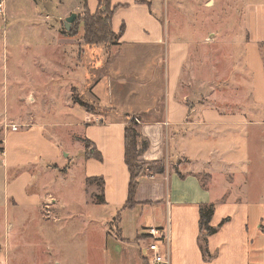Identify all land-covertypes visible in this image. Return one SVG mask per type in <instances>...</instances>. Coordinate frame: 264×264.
Listing matches in <instances>:
<instances>
[{
	"label": "crops",
	"instance_id": "1",
	"mask_svg": "<svg viewBox=\"0 0 264 264\" xmlns=\"http://www.w3.org/2000/svg\"><path fill=\"white\" fill-rule=\"evenodd\" d=\"M246 1L241 6L242 30L231 41L238 47L236 50H242L240 54L251 76L250 96L257 108L252 114L235 108L229 112L223 110L219 104L225 98L216 93L208 98L203 96V103L202 98L192 97V100L185 94L190 45L170 37L169 29L157 21L156 8L162 0H111L113 7H117L112 29L119 37L107 55L112 56L111 50L116 51L124 40L130 39L154 46L152 53H158L157 62L166 64L168 92L164 96L158 92L151 102L153 109L144 108L149 117L143 123L139 121L141 136L149 142V149L140 160L165 161V172L147 173L139 178L136 205L132 209H125L130 183L125 163L126 124L111 122L106 115L84 108L82 120L58 123L55 92L45 90L44 85L21 81L30 91L26 99L32 105L39 102L40 106L22 114L15 113L12 102V106L4 107L5 113H0V264H11L14 259V244L1 234L6 228L13 229L11 214L18 217L36 210L42 217L50 212L56 218L53 212L57 208L58 222V215L65 207L57 190L75 180L81 170L87 195L90 186H99L88 181L103 179L106 203L137 213L129 223L139 225L147 217L137 240L141 236L145 239L151 227L169 230L171 264H264V197L253 198L248 186H237V179H250V172L241 170L249 163L236 158L241 150L237 137L250 131V127L264 131V0ZM87 4L95 14L98 0H87ZM70 10L76 14L80 8ZM203 46L206 47L204 43ZM167 53L168 59L164 56ZM117 87L122 90L123 83L118 82ZM159 104L164 105L161 113ZM37 111L41 114L39 118ZM10 112L13 114L9 115ZM12 125L19 127L18 131H12ZM63 127L75 133L74 153L65 144L66 137L60 130ZM86 140L92 143L89 148ZM94 153L101 159L93 156ZM204 173L212 179L211 183L226 179L221 183L229 186L215 191L213 184L203 183ZM210 204L215 205L211 226L217 228L226 222L209 237L206 255L200 242V207ZM146 255L142 249V264L148 263Z\"/></svg>",
	"mask_w": 264,
	"mask_h": 264
},
{
	"label": "rangeland",
	"instance_id": "2",
	"mask_svg": "<svg viewBox=\"0 0 264 264\" xmlns=\"http://www.w3.org/2000/svg\"><path fill=\"white\" fill-rule=\"evenodd\" d=\"M1 1L5 15H0V113H5L4 107L12 106V102L15 113L25 114L40 106L39 102L32 105L26 99L30 91L23 87L24 81L55 92L58 123L82 120L83 107L74 100L78 97L93 107L94 114L106 115L111 122H125L129 115L140 125V120L143 123L149 117L144 108L153 109L155 95L168 92L166 64L157 62L158 53H152L154 46L128 39L108 56V49L116 43L90 48L79 35L63 34L67 32L66 19L74 13L70 9L79 7L76 14L82 15V1ZM244 2L247 1L162 0L156 8V18L169 29L170 37L190 45L185 94L191 99L202 98L203 103V96L208 98L216 93L225 98L219 104L223 110L235 108L252 114L257 108L250 96L251 76L240 54L242 50H236L238 47L231 41L242 30ZM74 25L71 30L82 31L79 24ZM164 56L168 59V53ZM118 82L123 83L122 90L117 89ZM46 108L51 109L50 104ZM163 109L164 105L159 104V113ZM40 115L37 111L38 118ZM249 129L237 137L241 150L236 158L249 163L241 170L249 171L250 179H237V186H248L253 198L264 197V131L258 132L257 127ZM60 130L70 152H76L75 133L64 127ZM142 164L144 173H148L149 167ZM202 176L203 183L213 184L215 191L229 186L222 184L226 179H213L211 183L205 173ZM83 178V170L78 171L75 180L57 190L65 207L58 222L57 208L53 212L56 218L50 212L42 217L36 210L18 217L11 214L13 229L1 232L2 238L15 246L11 264H142L141 250L146 242L143 236L137 240V235L146 226L147 217L139 225L129 223L137 213L106 201L98 202L95 194H101L99 186H90L87 195Z\"/></svg>",
	"mask_w": 264,
	"mask_h": 264
},
{
	"label": "trees",
	"instance_id": "3",
	"mask_svg": "<svg viewBox=\"0 0 264 264\" xmlns=\"http://www.w3.org/2000/svg\"><path fill=\"white\" fill-rule=\"evenodd\" d=\"M83 2V13L77 17L75 25L79 24L78 28H82V34L75 28L70 31H64L63 34L68 36H80V39L87 47H96L100 45H110L116 43L118 35L113 32L112 20L117 10V7H113L111 0H98L99 8L95 14H92L88 9L87 0ZM74 25V26H75ZM122 32V31H121ZM74 100L88 112L94 113V109L91 105L86 103L80 98H74ZM126 124L125 129V163L130 173L129 183V198L125 205V209H132L136 205V194L139 187V178L144 174V168L142 161L140 160L144 153L149 149V142L142 138L140 133V125L129 115L126 116L124 122ZM92 145L91 142L86 140V146ZM93 156L101 159L98 153H94ZM148 166V173L156 175L163 174L165 172V161L146 163ZM89 183H99L101 187V194L96 195L98 202L105 203L104 197V181L103 179H91ZM215 205H202L200 207V242L203 252L208 253V239L210 236L217 233L219 228L226 222L224 221L219 227L215 228L211 226V221L214 215ZM148 264V263H147Z\"/></svg>",
	"mask_w": 264,
	"mask_h": 264
},
{
	"label": "built area",
	"instance_id": "4",
	"mask_svg": "<svg viewBox=\"0 0 264 264\" xmlns=\"http://www.w3.org/2000/svg\"><path fill=\"white\" fill-rule=\"evenodd\" d=\"M0 15H5L4 1L0 2ZM12 131H18L19 127L12 125ZM146 244L143 246L148 264H171L172 238L169 230L151 227L146 232Z\"/></svg>",
	"mask_w": 264,
	"mask_h": 264
},
{
	"label": "water",
	"instance_id": "5",
	"mask_svg": "<svg viewBox=\"0 0 264 264\" xmlns=\"http://www.w3.org/2000/svg\"><path fill=\"white\" fill-rule=\"evenodd\" d=\"M77 17V14H72L69 18L66 19L65 28L67 31L71 30V26L76 22Z\"/></svg>",
	"mask_w": 264,
	"mask_h": 264
}]
</instances>
